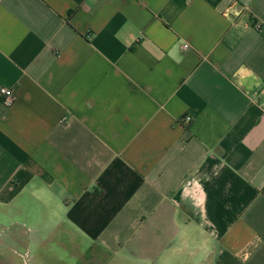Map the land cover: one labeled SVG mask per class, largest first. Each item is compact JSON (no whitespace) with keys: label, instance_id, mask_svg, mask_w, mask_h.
<instances>
[{"label":"crops","instance_id":"0c3cea01","mask_svg":"<svg viewBox=\"0 0 264 264\" xmlns=\"http://www.w3.org/2000/svg\"><path fill=\"white\" fill-rule=\"evenodd\" d=\"M256 24L264 0H0V264H264Z\"/></svg>","mask_w":264,"mask_h":264},{"label":"rangeland","instance_id":"374dc122","mask_svg":"<svg viewBox=\"0 0 264 264\" xmlns=\"http://www.w3.org/2000/svg\"><path fill=\"white\" fill-rule=\"evenodd\" d=\"M10 232H6L2 234V229L0 228V237L7 238L8 235H10ZM3 235V236H2ZM10 242V241H9ZM53 245L50 248H40L36 254L41 255L44 259L43 264H86V263H79L76 261V252L75 248L73 247H61L55 242L52 243ZM27 250V248H26ZM50 250V252H49ZM30 251V252H29ZM4 254L5 255H13L12 248H4ZM27 256H30L33 254L32 248H29L26 252ZM26 264H33L31 262V259L25 260Z\"/></svg>","mask_w":264,"mask_h":264},{"label":"built area","instance_id":"2783aa9c","mask_svg":"<svg viewBox=\"0 0 264 264\" xmlns=\"http://www.w3.org/2000/svg\"><path fill=\"white\" fill-rule=\"evenodd\" d=\"M254 29L259 33H264V25L262 24H256L254 25ZM187 46H183V48H186ZM13 93L10 89L2 88L0 89V102L1 105L5 108L11 106L13 103ZM263 111H264V105H263ZM186 121H190V118H186Z\"/></svg>","mask_w":264,"mask_h":264}]
</instances>
